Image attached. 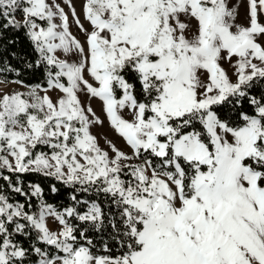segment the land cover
<instances>
[{"label": "snow or ice", "instance_id": "6c2138e0", "mask_svg": "<svg viewBox=\"0 0 264 264\" xmlns=\"http://www.w3.org/2000/svg\"><path fill=\"white\" fill-rule=\"evenodd\" d=\"M9 30L46 83L0 93V171L75 191L60 210L0 175L27 198L0 189V264H264V0H0ZM94 99L127 151L93 134ZM109 227L119 255L90 235Z\"/></svg>", "mask_w": 264, "mask_h": 264}, {"label": "trees", "instance_id": "16d2710c", "mask_svg": "<svg viewBox=\"0 0 264 264\" xmlns=\"http://www.w3.org/2000/svg\"><path fill=\"white\" fill-rule=\"evenodd\" d=\"M19 13H17V17L19 18ZM9 40H15V44H8ZM15 52V57L12 56V53ZM37 59V54L33 51L30 41L24 34V30L20 31H13L9 30L8 32L4 33V39L0 41V67L3 66V62L7 61L14 69H19L20 75L17 76L15 72H0V81L8 82L14 80H21L23 81V85H35V84H45V75L43 67L37 68H27L25 65L27 63L33 62ZM6 78V80H5ZM251 94L255 95L257 99L260 98L261 94H264V81L258 82L254 88L251 90ZM244 107L249 111L252 112V108L247 105L245 102ZM226 111V109H225ZM47 151L46 148L38 149ZM0 175H10L13 184H17V186L23 187L26 192H30L29 185L36 184L39 185L43 190V198L44 200L55 206L57 209L62 210L63 207H66L73 202L69 199L70 195L75 191L74 189H70L65 185L60 184L59 182L55 181L51 177H44L39 173H26V174H11L7 172V170L0 171ZM17 176H18V183H17ZM55 184L59 189L57 194H53L50 189L52 185ZM0 189H3V192L6 196L9 197L10 201L13 203H26L27 198L24 196H20L13 192L10 188L7 187V182L3 179H0ZM78 199L82 200H89L96 199L94 193H76ZM98 202L102 204L104 211L107 213L108 209V201H105L104 198L101 196L98 199ZM31 203L33 204L32 211H37L38 208L36 206L39 205L40 200L37 197L31 198ZM81 211L86 210L83 205L78 206ZM115 210L113 209V212ZM74 223H78L74 221ZM111 228L109 227L108 230L103 233H90L93 236L95 243L97 245L96 251L97 254H106L103 249V242H106L110 245V250L112 255H119L118 245L115 241L110 239ZM38 257H33L32 262L34 264V260Z\"/></svg>", "mask_w": 264, "mask_h": 264}, {"label": "rangeland", "instance_id": "374dc122", "mask_svg": "<svg viewBox=\"0 0 264 264\" xmlns=\"http://www.w3.org/2000/svg\"><path fill=\"white\" fill-rule=\"evenodd\" d=\"M81 3H82V0H76V10L78 13L81 12ZM243 11L244 9L243 7H241L242 14H243ZM81 19H83L82 14H81ZM71 31L74 35H77L80 39H83V36L77 31L74 25L71 27ZM59 55L61 56V58H66L62 52L59 53ZM223 67H225L229 75L232 76L234 80L235 77L232 74L231 67L227 63L223 64ZM13 90L25 91L26 88L21 85L13 83V81H8V82L0 81V93L6 92V91H13ZM91 103H92V107L94 111L96 112V115L100 117V119L103 121L102 126L97 125L92 128L93 134L97 135L99 138L100 145L102 147H106L104 137H107V139L113 140L119 147L124 148V142L122 138L118 137V135L114 132V130L108 124L105 114L102 111V103L99 100H95V99L92 100ZM124 115L126 118H129L127 116V113H124ZM124 150L127 151L126 148H124ZM48 223H49L51 230L53 231L57 230L58 225L55 222H53L52 220H49Z\"/></svg>", "mask_w": 264, "mask_h": 264}]
</instances>
